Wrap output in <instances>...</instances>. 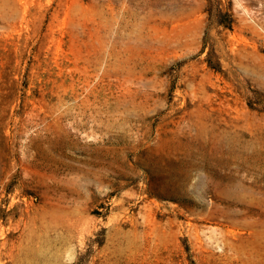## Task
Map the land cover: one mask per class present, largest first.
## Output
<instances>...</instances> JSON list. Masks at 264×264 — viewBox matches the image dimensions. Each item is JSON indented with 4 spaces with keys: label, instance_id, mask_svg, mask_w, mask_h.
I'll use <instances>...</instances> for the list:
<instances>
[{
    "label": "rangeland",
    "instance_id": "rangeland-1",
    "mask_svg": "<svg viewBox=\"0 0 264 264\" xmlns=\"http://www.w3.org/2000/svg\"><path fill=\"white\" fill-rule=\"evenodd\" d=\"M0 264H264V0H0Z\"/></svg>",
    "mask_w": 264,
    "mask_h": 264
},
{
    "label": "trees",
    "instance_id": "trees-1",
    "mask_svg": "<svg viewBox=\"0 0 264 264\" xmlns=\"http://www.w3.org/2000/svg\"><path fill=\"white\" fill-rule=\"evenodd\" d=\"M211 64V66H213L214 68H216V69H220V65H212V63H210Z\"/></svg>",
    "mask_w": 264,
    "mask_h": 264
}]
</instances>
